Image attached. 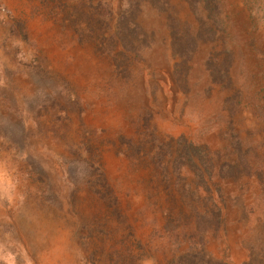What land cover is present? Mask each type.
<instances>
[{"label": "rangeland", "instance_id": "1", "mask_svg": "<svg viewBox=\"0 0 264 264\" xmlns=\"http://www.w3.org/2000/svg\"><path fill=\"white\" fill-rule=\"evenodd\" d=\"M0 264H264V0H0Z\"/></svg>", "mask_w": 264, "mask_h": 264}]
</instances>
